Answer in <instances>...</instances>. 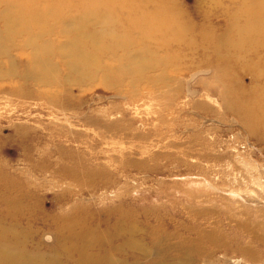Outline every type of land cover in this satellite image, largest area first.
<instances>
[{"label": "rangeland", "instance_id": "374dc122", "mask_svg": "<svg viewBox=\"0 0 264 264\" xmlns=\"http://www.w3.org/2000/svg\"><path fill=\"white\" fill-rule=\"evenodd\" d=\"M171 1L182 45L134 29L125 51L74 73L53 59L41 80L29 51L0 58L22 77L0 79V223L30 251L76 264L64 219L125 264H264V73L249 67L264 51L225 50L236 2ZM127 242L139 250H115Z\"/></svg>", "mask_w": 264, "mask_h": 264}, {"label": "bare ground", "instance_id": "6f19581e", "mask_svg": "<svg viewBox=\"0 0 264 264\" xmlns=\"http://www.w3.org/2000/svg\"><path fill=\"white\" fill-rule=\"evenodd\" d=\"M226 1L227 4L231 3L230 5L236 2L238 8L231 16L230 29L227 31V33L234 31L237 37L231 45L227 44L225 50L230 48L234 50L235 61L246 58L243 54L247 56L253 50L257 54L264 51V0ZM171 2V0H0V58H4L11 50L29 51L24 76L41 80L44 76L54 74L51 64L53 59L59 58L67 67L68 73H74L89 65H98L99 58L109 53L107 51L111 53L117 49L125 51L130 43L128 35L134 29L169 31L165 39H170L177 33L180 35L177 45L179 46L185 43L184 38L187 40L184 31L188 28V22L172 19L168 20L170 24H163L162 15L174 13L173 7L170 6ZM53 31L63 42L52 41L50 36ZM245 46L247 47L244 51ZM130 58L135 59L131 60L134 67L142 65L136 57L130 55ZM249 67H252L256 77L261 79L264 68L258 64ZM11 73L14 72H6L0 66V79L12 78L15 73L14 75ZM15 76L22 78L20 75ZM60 221L64 225L53 224V230L55 235L63 238V241L66 240L63 252L66 257L70 252H74L76 264H125L118 258L120 255L116 257L112 255V251H108L103 242V249L93 245L95 239L89 236L85 229L78 227L77 230L73 222L64 219ZM31 237L25 230L0 223V264H60V260L51 254L45 255L38 249L30 251L28 242ZM125 248H131L134 253L135 249L139 250L138 244L129 242L115 250L123 254ZM141 255L147 256L146 253Z\"/></svg>", "mask_w": 264, "mask_h": 264}]
</instances>
